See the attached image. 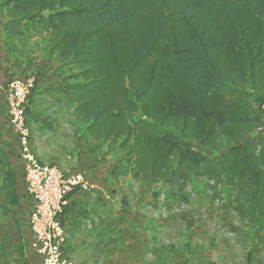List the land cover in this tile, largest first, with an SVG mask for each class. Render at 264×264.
Listing matches in <instances>:
<instances>
[{"label":"trees","instance_id":"trees-1","mask_svg":"<svg viewBox=\"0 0 264 264\" xmlns=\"http://www.w3.org/2000/svg\"><path fill=\"white\" fill-rule=\"evenodd\" d=\"M0 2L10 18L44 28L48 44L75 64V119L117 146L134 180H178L185 189L204 176L229 192L240 217L264 229V146H235L204 170L206 157L193 145L239 141L258 123L264 0Z\"/></svg>","mask_w":264,"mask_h":264},{"label":"crops","instance_id":"crops-1","mask_svg":"<svg viewBox=\"0 0 264 264\" xmlns=\"http://www.w3.org/2000/svg\"><path fill=\"white\" fill-rule=\"evenodd\" d=\"M77 72L74 63L64 61L57 49L48 44L44 28L32 27L27 20L12 19L5 8H0V81L13 76L35 77L36 87L27 104L35 153L42 162L58 164L65 171L83 170L86 178L101 188L76 189L67 198L62 212L65 254L73 264H211L202 260L208 258L206 252L196 261L177 258L171 249L158 245L160 241L155 236L165 230L159 226L163 221L144 206L149 201L143 200L149 198V189L153 190L159 182L134 180L117 146L89 136L84 125L75 119L71 85ZM242 141L252 151L260 147L255 129L247 132ZM0 160L8 163L6 172L13 175L14 184L18 185L15 187L23 195L0 217V242L4 246L10 239L19 241V234L26 235L25 264H40L29 244L32 201L25 192L19 140L9 121L2 91ZM145 189L148 191L142 193ZM15 263L24 264L8 262Z\"/></svg>","mask_w":264,"mask_h":264},{"label":"rangeland","instance_id":"rangeland-1","mask_svg":"<svg viewBox=\"0 0 264 264\" xmlns=\"http://www.w3.org/2000/svg\"><path fill=\"white\" fill-rule=\"evenodd\" d=\"M3 7L0 2V8ZM254 108L258 111L256 98ZM30 114L27 108L28 122L32 117ZM242 138L239 141H229L221 137L216 148L195 142L194 147L206 157L203 169L207 170L208 165L216 167L219 155L224 151L241 144L249 145L243 143ZM0 163V217H2L10 211L11 205L22 199L23 195L22 191L16 188L18 185L14 184L13 175L10 173L8 176L6 172L9 171L6 160H0ZM211 185L206 177L193 176L185 189H182L178 180L170 185L159 182L153 185V190L149 189V198L143 200L149 203L144 206L161 217L163 223L159 226L165 228L162 234L155 236L157 241H160L158 245L171 249L172 255L177 258H194L200 261L206 252L209 259L202 260L211 261V264H264V229L251 226L228 206L229 192L224 187L213 189ZM144 191L148 190L141 192ZM106 195L111 197V193L107 192ZM6 246L7 252L4 253ZM26 246L28 238L22 234H19V241L10 239L4 246L0 242V264L4 261L5 264L10 261L25 264L28 254Z\"/></svg>","mask_w":264,"mask_h":264},{"label":"built area","instance_id":"built-area-1","mask_svg":"<svg viewBox=\"0 0 264 264\" xmlns=\"http://www.w3.org/2000/svg\"><path fill=\"white\" fill-rule=\"evenodd\" d=\"M35 87L33 75L23 78L13 76L6 82L0 81V91L7 101L8 118L19 140L25 192L32 201L28 216L29 244L39 257L40 264H73L64 252V205L76 189L101 191V188L87 179L83 170L65 171L58 164L44 163L38 158L32 147L26 115ZM255 132L260 147L264 146V102L258 108Z\"/></svg>","mask_w":264,"mask_h":264},{"label":"water","instance_id":"water-1","mask_svg":"<svg viewBox=\"0 0 264 264\" xmlns=\"http://www.w3.org/2000/svg\"><path fill=\"white\" fill-rule=\"evenodd\" d=\"M143 117H144V112H143L142 108L140 107L139 113L137 114L136 118L140 119V118H143Z\"/></svg>","mask_w":264,"mask_h":264}]
</instances>
